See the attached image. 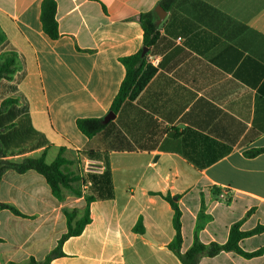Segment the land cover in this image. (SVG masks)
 <instances>
[{
    "label": "crops",
    "instance_id": "1",
    "mask_svg": "<svg viewBox=\"0 0 264 264\" xmlns=\"http://www.w3.org/2000/svg\"><path fill=\"white\" fill-rule=\"evenodd\" d=\"M43 0H0V33L15 52L12 81L0 79L2 114L27 102L31 128L40 137L16 138L5 160L20 163L62 148L70 176L88 175L80 163L105 171L113 198L89 204V223L67 239L62 257L49 264H181L169 250L174 211L181 212L186 252L198 239L225 244L231 227H264V0H178L158 24L159 39L146 54L138 82L113 120L92 140L76 121L104 119L126 76L121 59L143 47L139 15L161 0H54L59 38L40 21ZM15 89V90H14ZM15 91V92H14ZM7 94V97H6ZM7 120L4 134L23 127ZM9 126V127H8ZM41 140H40V139ZM44 140V141H43ZM61 198L36 171H6L0 180V264L45 262L85 213L90 183H73ZM141 224L142 232L135 231ZM247 253L264 248V230L239 243ZM199 264H264V253L246 259L233 252Z\"/></svg>",
    "mask_w": 264,
    "mask_h": 264
},
{
    "label": "trees",
    "instance_id": "2",
    "mask_svg": "<svg viewBox=\"0 0 264 264\" xmlns=\"http://www.w3.org/2000/svg\"><path fill=\"white\" fill-rule=\"evenodd\" d=\"M178 0H161L158 6H161L166 12L175 6ZM56 4L54 0H43L41 4V15L40 21L42 24L43 32L51 39L56 40L59 38L58 24L55 18ZM139 23L143 31V47L152 48L157 40L159 39V30L155 22L154 12H145L139 15ZM0 42L3 47H7V41L5 37L0 33ZM15 57L16 54L13 51L5 52L0 58V79H7L12 81L13 75L15 74ZM126 70V76L120 86V89L113 100L109 112L117 114L130 93L136 86L142 69L146 65V55L142 57V49L135 55L123 58L120 60ZM15 90V89H14ZM15 92V91H14ZM18 98L6 99L0 108V180L3 174L12 170L19 174L25 173L26 171L33 170L42 175L48 185L51 187L52 193L55 197L61 198L63 190H71L75 195H79L80 192L73 189V183H80L84 186L90 183L89 191L86 196L87 208L84 216L73 224L75 216L73 214H67V233L60 239L58 246L49 254L45 262L38 263L34 259H31L28 264H49L51 260L62 257V245L63 243L71 238L79 236L85 226L89 223V209L90 203L97 200L112 199L113 188L111 184L110 169L107 164V157L102 156L99 153L89 151L87 155L92 159H103L105 163V171L102 174H88L85 177L70 176L62 171V167L67 163L63 158V149L59 150V154L56 159L47 164L45 162V155L43 154L39 158H27L20 163H14L5 160L6 150L14 147L16 144V138L20 140H31V136H37L41 138V135L36 133L30 126L29 116L27 114V102L25 98L21 99V107L14 111H9L6 114H2L5 110V106L8 104L16 105L19 104ZM11 118H19L17 125L23 127V129L15 134H4L1 132L2 129L7 128V120ZM78 130L85 135L89 140H92L97 134L102 132L106 128V124L102 118H83L76 121ZM9 127V126H8ZM39 138V139H40ZM43 139V138H41ZM40 139V140H41ZM44 141V140H43ZM264 153V148L250 150L246 153L249 158H254ZM165 200L171 205L174 216H173V227L175 235L173 240L168 245L170 251L179 259L181 264H199L203 257H215L222 252H233L239 256L252 259L259 257L264 253V248H261L255 252L247 253L244 252L239 243L242 239L251 237L259 234L264 230V227H257L249 232H242L240 230V223L233 225L229 231L228 241L225 244L219 245L211 243L205 245L196 239L189 250L186 252L181 251L183 242L182 231H181V212L176 202L170 196H166ZM8 209L13 213L20 215L14 208L0 203V210ZM135 231L142 232L141 224L135 228Z\"/></svg>",
    "mask_w": 264,
    "mask_h": 264
},
{
    "label": "water",
    "instance_id": "3",
    "mask_svg": "<svg viewBox=\"0 0 264 264\" xmlns=\"http://www.w3.org/2000/svg\"><path fill=\"white\" fill-rule=\"evenodd\" d=\"M167 12L161 7V6H157L156 9L154 10V15L157 18L158 24L161 23L165 16H166ZM149 49L148 48H142V57H144L147 53H148ZM114 114L113 113H109L104 119L103 122L106 124L109 121L113 120L114 118Z\"/></svg>",
    "mask_w": 264,
    "mask_h": 264
},
{
    "label": "built area",
    "instance_id": "4",
    "mask_svg": "<svg viewBox=\"0 0 264 264\" xmlns=\"http://www.w3.org/2000/svg\"><path fill=\"white\" fill-rule=\"evenodd\" d=\"M80 163L82 164V167L84 169V171L87 174H91L95 172V163L84 158V157H80Z\"/></svg>",
    "mask_w": 264,
    "mask_h": 264
},
{
    "label": "rangeland",
    "instance_id": "5",
    "mask_svg": "<svg viewBox=\"0 0 264 264\" xmlns=\"http://www.w3.org/2000/svg\"><path fill=\"white\" fill-rule=\"evenodd\" d=\"M0 48L2 49V47H1V45H0ZM6 97H7V94H6ZM9 99H11V98H9ZM8 107H10V106H8V104L5 106V109H7ZM10 108H14V106L12 107H10Z\"/></svg>",
    "mask_w": 264,
    "mask_h": 264
}]
</instances>
